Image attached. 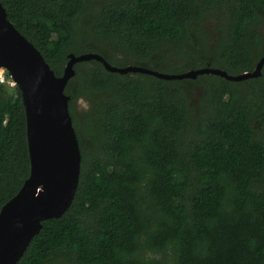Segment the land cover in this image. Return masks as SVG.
I'll return each instance as SVG.
<instances>
[{
    "label": "trees",
    "instance_id": "1",
    "mask_svg": "<svg viewBox=\"0 0 264 264\" xmlns=\"http://www.w3.org/2000/svg\"><path fill=\"white\" fill-rule=\"evenodd\" d=\"M0 2L57 76L69 53L231 75L264 56V0ZM73 67L76 191L16 264H264V65L240 81ZM29 172L21 95L0 83V209Z\"/></svg>",
    "mask_w": 264,
    "mask_h": 264
},
{
    "label": "water",
    "instance_id": "2",
    "mask_svg": "<svg viewBox=\"0 0 264 264\" xmlns=\"http://www.w3.org/2000/svg\"><path fill=\"white\" fill-rule=\"evenodd\" d=\"M67 58L63 73L55 75L40 51L8 20L0 2V68L21 95L30 160L28 177L0 209V264H16L41 221L60 217L73 200L81 155L64 91L76 63L93 59L110 72H144L166 80L215 74L231 81L257 77L264 65L261 56L252 71L236 75L209 66L168 74L135 65H112L95 52L69 53Z\"/></svg>",
    "mask_w": 264,
    "mask_h": 264
},
{
    "label": "built area",
    "instance_id": "3",
    "mask_svg": "<svg viewBox=\"0 0 264 264\" xmlns=\"http://www.w3.org/2000/svg\"><path fill=\"white\" fill-rule=\"evenodd\" d=\"M0 83H5L11 87L15 85L10 76L9 78L6 77V71L3 68H0Z\"/></svg>",
    "mask_w": 264,
    "mask_h": 264
},
{
    "label": "rangeland",
    "instance_id": "4",
    "mask_svg": "<svg viewBox=\"0 0 264 264\" xmlns=\"http://www.w3.org/2000/svg\"><path fill=\"white\" fill-rule=\"evenodd\" d=\"M77 105L78 109L82 110V107H85V102L83 100H78Z\"/></svg>",
    "mask_w": 264,
    "mask_h": 264
}]
</instances>
